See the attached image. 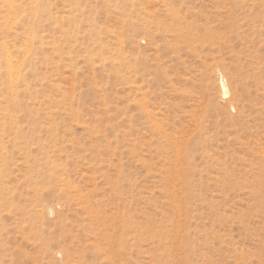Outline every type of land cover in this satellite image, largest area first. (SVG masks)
Returning a JSON list of instances; mask_svg holds the SVG:
<instances>
[{
  "label": "rangeland",
  "instance_id": "374dc122",
  "mask_svg": "<svg viewBox=\"0 0 264 264\" xmlns=\"http://www.w3.org/2000/svg\"><path fill=\"white\" fill-rule=\"evenodd\" d=\"M0 264H264V0H0Z\"/></svg>",
  "mask_w": 264,
  "mask_h": 264
},
{
  "label": "bare ground",
  "instance_id": "6f19581e",
  "mask_svg": "<svg viewBox=\"0 0 264 264\" xmlns=\"http://www.w3.org/2000/svg\"><path fill=\"white\" fill-rule=\"evenodd\" d=\"M33 3H34V2H33ZM8 5H9V4H8ZM32 5H33V4H32ZM12 10H13V9H12ZM21 11H22V9H21ZM13 13H15V12H13ZM16 15H17V14H16ZM16 15H15V16H16ZM25 55H26V54H25ZM26 56H27V55H26ZM10 59H11V58H10ZM13 64H14V63H13ZM13 64L10 63L11 68H13V67H12ZM7 68H8V67H7ZM11 68H10V71H11ZM10 71H9V72H10ZM6 72H8V69H7ZM11 73H14V72H11ZM11 73H7V74H11ZM13 76H15V73H14ZM10 77H11V76H10ZM12 78H14V77H12ZM15 78H16V76H15ZM15 78H14V79H15ZM10 79H11V78H10ZM14 79H13V80H14ZM13 80L11 79L10 81L12 82ZM14 82H15V80H14ZM11 84H12V83H11ZM13 85H14V84H13ZM13 87H14V86H13ZM221 87H222V89H223V86H221ZM12 90H14V89H12ZM12 90H11V92H12ZM227 90H228V88H227ZM227 90L224 88V94H225V95L227 94ZM13 93H14V92H13ZM12 95H13V94H12ZM13 96H14V95H13Z\"/></svg>",
  "mask_w": 264,
  "mask_h": 264
}]
</instances>
